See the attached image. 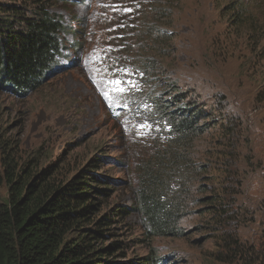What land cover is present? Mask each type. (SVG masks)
Returning <instances> with one entry per match:
<instances>
[{
    "label": "rangeland",
    "instance_id": "374dc122",
    "mask_svg": "<svg viewBox=\"0 0 264 264\" xmlns=\"http://www.w3.org/2000/svg\"><path fill=\"white\" fill-rule=\"evenodd\" d=\"M158 3L168 5L166 0ZM175 6L167 20L173 22L170 42L150 44L151 54L161 58L160 47L166 55L153 79L161 90L168 92L176 83L218 109L220 127L194 142V160L208 166L202 173L209 177L158 169L156 146L174 137H165L166 129L144 118L149 112L136 108L128 90H114L112 81L131 86L120 79L121 61L116 60L132 52L124 44L137 41L141 20L153 24L159 19L151 0L55 4L53 11L63 24L58 72L26 97L0 91V162L4 141L17 144L21 161L30 158L38 160V169L52 167L59 180L98 158V172L114 179L109 202L133 208L119 231L130 255L153 248L172 264H240L213 261L209 254L217 248V237L200 209L208 201L204 196L214 193L212 184L223 185L226 201L243 216L235 217L232 229L250 242L263 237L264 33L252 32L249 24L237 27L221 0H179ZM151 188L169 202L185 235H151L154 227L143 202ZM1 193L7 194L6 186Z\"/></svg>",
    "mask_w": 264,
    "mask_h": 264
},
{
    "label": "trees",
    "instance_id": "16d2710c",
    "mask_svg": "<svg viewBox=\"0 0 264 264\" xmlns=\"http://www.w3.org/2000/svg\"><path fill=\"white\" fill-rule=\"evenodd\" d=\"M59 1L80 2L0 0V91L26 97L58 72L56 62L63 48V24L53 7ZM157 1L162 0H151V9L155 8L159 19H154L153 24L141 20L143 27L137 41L124 44L132 52L127 50L123 57L116 59L121 61L120 79L131 81V86L123 88L128 90V97H133L136 108L149 112L143 113L144 118L152 123L156 121L159 129H166L165 137H174L170 143L156 146L157 168L173 169L180 174L195 172L205 179L209 176L202 172H207L208 166L194 160V142L220 127L222 122L215 118L218 109L202 102L192 91L172 83L167 92L153 79L158 78L161 58L166 55L160 47L157 50L161 58L151 54L150 44L170 42L168 27L173 22L167 20L179 3V0H166L168 5L164 6L165 3L156 5ZM221 1L237 27L242 29L244 24H249L252 32L264 33V12H261L264 0ZM257 37L255 41L260 40ZM167 49L168 45L162 51ZM112 70L114 67L109 72ZM2 145L0 264H172L168 256H161L153 248L144 255L128 253L127 242L121 238L124 233L119 231L133 208L109 202L114 179L98 172V158L72 177L59 180L51 173L52 167L38 169V160L30 158L21 161L17 144L4 141ZM212 185L214 193L204 196L208 201L203 199L207 202L200 209L207 228L217 237V248L209 255L219 263L264 264V219L263 237L259 242L242 239L231 226L242 214L226 201L223 185L219 189ZM2 186L7 187L6 195L1 193ZM167 187L163 183L161 191ZM201 187L207 190V184ZM151 191L143 197L154 227L151 235H185L169 202L157 196L155 189Z\"/></svg>",
    "mask_w": 264,
    "mask_h": 264
},
{
    "label": "snow or ice",
    "instance_id": "6c2138e0",
    "mask_svg": "<svg viewBox=\"0 0 264 264\" xmlns=\"http://www.w3.org/2000/svg\"><path fill=\"white\" fill-rule=\"evenodd\" d=\"M112 83L116 86L115 87V91H120V92H123V91H125V89L123 88V87H120V85H121V81H112Z\"/></svg>",
    "mask_w": 264,
    "mask_h": 264
}]
</instances>
